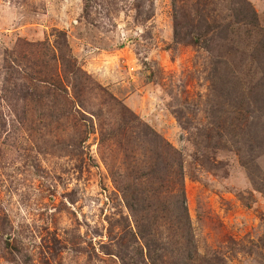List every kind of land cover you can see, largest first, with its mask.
Returning <instances> with one entry per match:
<instances>
[{
	"label": "rangeland",
	"instance_id": "rangeland-1",
	"mask_svg": "<svg viewBox=\"0 0 264 264\" xmlns=\"http://www.w3.org/2000/svg\"><path fill=\"white\" fill-rule=\"evenodd\" d=\"M144 133L200 253L264 264V0H0V264L158 263Z\"/></svg>",
	"mask_w": 264,
	"mask_h": 264
},
{
	"label": "trees",
	"instance_id": "trees-1",
	"mask_svg": "<svg viewBox=\"0 0 264 264\" xmlns=\"http://www.w3.org/2000/svg\"><path fill=\"white\" fill-rule=\"evenodd\" d=\"M199 41L201 40H193L196 44ZM258 94L261 95V93ZM144 136L154 143V148L150 151L152 153L150 160L145 161L142 168L144 179L134 183L129 179H123L119 181L118 187L123 191L130 208L142 222L140 227L142 236L148 240L149 235L154 234V239L151 240L157 244V249L154 250L152 259L158 262L156 264H206L210 260V264H216L215 259L200 253L199 239L184 191L183 153L166 141V143L158 142L157 144L156 134L153 140L146 133ZM160 145L163 146L161 149H159ZM161 170L165 173L162 174ZM167 178L173 180L179 178L182 191L174 195L168 192L162 197L161 192L169 191L166 184ZM157 196L161 198L158 203L162 211L151 212L153 206L147 203L149 202L147 200ZM148 244L149 247L153 246L151 241Z\"/></svg>",
	"mask_w": 264,
	"mask_h": 264
}]
</instances>
